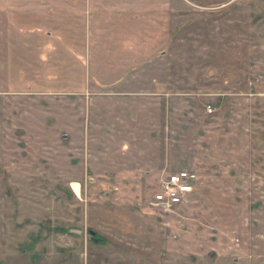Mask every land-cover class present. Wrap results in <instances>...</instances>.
Returning <instances> with one entry per match:
<instances>
[{"label": "rangeland", "instance_id": "rangeland-1", "mask_svg": "<svg viewBox=\"0 0 264 264\" xmlns=\"http://www.w3.org/2000/svg\"><path fill=\"white\" fill-rule=\"evenodd\" d=\"M0 264H264V0H0Z\"/></svg>", "mask_w": 264, "mask_h": 264}, {"label": "built area", "instance_id": "built-area-1", "mask_svg": "<svg viewBox=\"0 0 264 264\" xmlns=\"http://www.w3.org/2000/svg\"><path fill=\"white\" fill-rule=\"evenodd\" d=\"M207 111L213 113L214 109L209 105ZM198 182L199 176L190 170L168 175L154 196L153 207L168 210L183 205L196 193Z\"/></svg>", "mask_w": 264, "mask_h": 264}, {"label": "crops", "instance_id": "crops-1", "mask_svg": "<svg viewBox=\"0 0 264 264\" xmlns=\"http://www.w3.org/2000/svg\"><path fill=\"white\" fill-rule=\"evenodd\" d=\"M36 74V73H35ZM116 82H118V87L119 86H123L124 85V82H125V79H119L117 80ZM121 92H126L125 90H121ZM120 93V92H119Z\"/></svg>", "mask_w": 264, "mask_h": 264}, {"label": "water", "instance_id": "water-1", "mask_svg": "<svg viewBox=\"0 0 264 264\" xmlns=\"http://www.w3.org/2000/svg\"><path fill=\"white\" fill-rule=\"evenodd\" d=\"M90 235H91L92 237H95V236H96V233L93 232V231H90ZM96 242H97V240H96Z\"/></svg>", "mask_w": 264, "mask_h": 264}]
</instances>
